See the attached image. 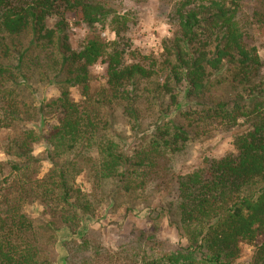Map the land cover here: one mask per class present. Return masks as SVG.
Returning <instances> with one entry per match:
<instances>
[{
    "label": "trees",
    "instance_id": "trees-1",
    "mask_svg": "<svg viewBox=\"0 0 264 264\" xmlns=\"http://www.w3.org/2000/svg\"><path fill=\"white\" fill-rule=\"evenodd\" d=\"M245 1L175 0L173 37L154 57L131 50L129 20L105 0H0V132H9L0 264H51L46 245L57 224L73 236L72 246L60 240L65 264H239L245 247L253 249L250 264H264V65L247 22L264 14L259 5L243 12ZM72 22L90 31L77 49ZM106 25L116 36L110 43L98 31ZM99 63L104 84L93 92ZM40 85L59 97L39 101ZM117 125L149 136L130 152ZM240 126L234 153L178 173L197 139ZM83 174L90 194L77 185ZM155 191L185 246L161 251L142 233L116 250L89 249L88 223L105 201L134 205ZM35 203L49 215L41 225L27 212Z\"/></svg>",
    "mask_w": 264,
    "mask_h": 264
},
{
    "label": "rangeland",
    "instance_id": "rangeland-1",
    "mask_svg": "<svg viewBox=\"0 0 264 264\" xmlns=\"http://www.w3.org/2000/svg\"><path fill=\"white\" fill-rule=\"evenodd\" d=\"M105 1L109 3L110 9L115 14L129 20L132 43L131 50L135 51L137 56L143 54L159 57L163 54L164 41L172 38L175 30L169 19L170 10L175 0ZM256 5H259V8L264 14V0H246L244 2L243 12H252ZM251 21L250 19L247 21L251 27V41L257 48L264 65V17L260 18V20L251 19ZM98 31L101 32V37L105 43L116 40V36L109 25L104 27L99 26ZM89 33V29L85 26H78L72 22L68 31L71 46L77 49ZM105 69L106 65L103 63H99L91 69L93 92H96L104 84ZM36 90L35 97L39 101L59 97V92L54 86L47 87L46 85H40ZM72 98L76 102L81 100L79 92L75 89L72 90ZM39 101L35 103V106H38ZM178 113V111L173 110L169 113V116L175 117ZM116 129L117 131L125 132L124 144H126L130 152L140 147L142 138L149 136L146 134V129L141 130L137 134V137L128 127L117 125ZM245 130L243 126L232 131H225L222 128H218L211 135L197 139L189 149V155L186 154L187 156L182 159L183 161L177 169L178 173L184 175L190 173L204 158L219 159L225 155L234 153V136ZM8 134L9 132L7 131L0 132V163H4L6 159L3 154V144ZM44 152V146H40L36 148L35 154L42 155ZM49 168L48 164H44L41 176L46 174ZM156 184L150 186V189L154 190ZM77 185L85 193L90 194L92 192L91 184L86 174L78 177ZM164 201L165 196L158 195V191H155V194L153 193L148 202H137L134 205L127 203L125 206H122L119 202H114L113 205V201H105L99 207L95 219L88 223L91 228L86 238L89 249L94 251L97 247H103L106 250H116L121 246L135 244L137 242V236H140L142 233H144L145 238L156 237L161 243V251L170 250L172 247L185 246L186 241L179 238L176 230L170 226L168 218L165 216ZM122 204L124 205V203ZM126 208H130L133 211L130 210L131 212H127ZM27 212L39 225H41L42 221L48 220L49 218V215L43 214V207L36 203L29 204ZM55 228V233H53V236H50L52 239L46 245V254L50 256L51 264H65L61 261L66 254L63 250L62 242L64 240L67 242L66 245L72 246L73 243L71 240L73 236L67 233L63 225L57 224ZM74 241L79 244L83 242L78 238H75ZM252 252V248L245 247L239 264H250L253 255Z\"/></svg>",
    "mask_w": 264,
    "mask_h": 264
}]
</instances>
